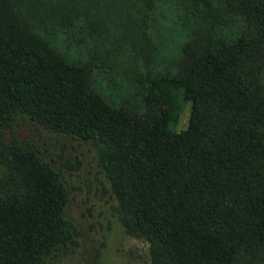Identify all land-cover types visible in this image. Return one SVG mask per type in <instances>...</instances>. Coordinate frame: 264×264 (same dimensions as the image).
<instances>
[{"label":"trees","instance_id":"trees-1","mask_svg":"<svg viewBox=\"0 0 264 264\" xmlns=\"http://www.w3.org/2000/svg\"><path fill=\"white\" fill-rule=\"evenodd\" d=\"M18 116L98 145L151 264H264V0H0ZM0 166V264H43L73 241L62 173L18 139Z\"/></svg>","mask_w":264,"mask_h":264},{"label":"rangeland","instance_id":"rangeland-1","mask_svg":"<svg viewBox=\"0 0 264 264\" xmlns=\"http://www.w3.org/2000/svg\"><path fill=\"white\" fill-rule=\"evenodd\" d=\"M189 105L178 129L185 128ZM18 139L31 143L62 173L69 190L65 209L72 242L45 258L43 264H151L148 243L126 232L110 181L100 162L98 145L89 138L52 131L25 116L15 127L0 130V145ZM2 168L0 166V175Z\"/></svg>","mask_w":264,"mask_h":264}]
</instances>
